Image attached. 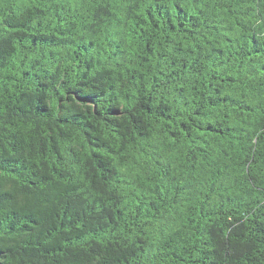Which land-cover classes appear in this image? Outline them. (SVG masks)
Returning a JSON list of instances; mask_svg holds the SVG:
<instances>
[{"label": "trees", "instance_id": "obj_1", "mask_svg": "<svg viewBox=\"0 0 264 264\" xmlns=\"http://www.w3.org/2000/svg\"><path fill=\"white\" fill-rule=\"evenodd\" d=\"M0 264H264V0H0Z\"/></svg>", "mask_w": 264, "mask_h": 264}]
</instances>
